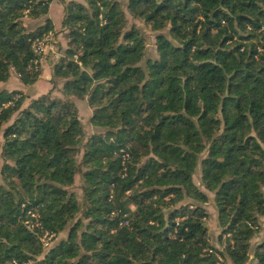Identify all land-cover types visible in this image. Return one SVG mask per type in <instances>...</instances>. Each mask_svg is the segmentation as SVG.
Returning a JSON list of instances; mask_svg holds the SVG:
<instances>
[{"label": "trees", "instance_id": "16d2710c", "mask_svg": "<svg viewBox=\"0 0 264 264\" xmlns=\"http://www.w3.org/2000/svg\"><path fill=\"white\" fill-rule=\"evenodd\" d=\"M53 1L0 0V84L39 80L32 47L55 31ZM59 1L68 43L54 80L67 99L23 108L22 92L0 90V264H219L211 250L264 264V237L251 244L264 218V0H127L157 32L147 60L124 2ZM69 97L93 110L88 138ZM78 173L83 201L70 191ZM29 211L43 232L26 226ZM67 230L43 250L44 232Z\"/></svg>", "mask_w": 264, "mask_h": 264}, {"label": "rangeland", "instance_id": "374dc122", "mask_svg": "<svg viewBox=\"0 0 264 264\" xmlns=\"http://www.w3.org/2000/svg\"><path fill=\"white\" fill-rule=\"evenodd\" d=\"M121 2H124V6H125V12L127 14L128 17V24L126 29L129 30L130 28H132L133 26L137 27L144 35L145 39H146V44H147V53H146V60L147 59H154L157 57V52H156V36H157V32H154L151 30L150 26L145 24L142 20L140 19H134L132 18V16L128 13L127 9H126V4H127V0H119ZM29 20L31 19H25V24L29 27V26H33V27H38L37 25H35L34 22H29ZM32 21H38V20H32ZM32 23V24H30ZM34 23V24H33ZM165 33H167V31H165ZM55 38L57 41L56 46L59 48V50L63 49V44L62 42L59 40L58 36L55 34ZM54 89L50 91L49 93H46L44 95L47 94H51L52 98H57V99H63L66 100L67 98L65 96L61 97V95H58V91H56V89H58L57 84L60 82L54 80ZM63 84H61V88L63 89ZM3 85L0 84V90H2ZM23 93L24 96L25 93L23 91H21ZM42 92V91H41ZM43 93H41V96H44ZM39 97V98H40ZM82 99H78L77 102L78 103H83V104H79V106H76L78 108L79 111V116L81 118L82 124H83V128L85 131V136L86 138H88L89 136H91L92 134L96 133V129L92 126L91 124V115L93 114V110L91 108H89L88 106H86L84 104V102H82ZM26 104V101H25ZM29 104V103H28ZM26 106L24 105L23 108H25ZM3 134H0V169L2 168L3 164H4V160L2 158V145L4 143L3 141ZM84 170V169H83ZM194 181L195 183L200 187V189L202 191H204L205 193L208 194L209 196V201L206 204V210L208 212V220H207V227L209 230V235H210V242L211 244L218 249L219 251H223L224 250V246L220 243L219 238L222 235V230L219 227V223H218V211L217 208L215 206V202H214V195L210 192L207 191V189L201 184V180H200V172H197L196 175L194 176ZM81 185H82V175L81 173H78L76 176V183L75 185L70 188V191L72 193L75 194V196L80 200L83 201V192L81 189ZM261 228H260V232L258 233V235L252 240L251 244L252 247H256L261 241H262V237L264 236V218H261ZM68 236V230L57 235L51 240L50 242V246L49 247H43L44 251L49 250L52 246L56 245L57 243H59L61 240L66 239ZM225 240V238H223ZM253 251V250H252ZM252 251L250 253L251 259L253 258V254ZM211 253H214L218 260H219V264H231L229 259L225 258L224 256H222L219 253H216L214 250L210 251Z\"/></svg>", "mask_w": 264, "mask_h": 264}, {"label": "crops", "instance_id": "0c3cea01", "mask_svg": "<svg viewBox=\"0 0 264 264\" xmlns=\"http://www.w3.org/2000/svg\"><path fill=\"white\" fill-rule=\"evenodd\" d=\"M65 1L66 2H70V1L82 2V0H65ZM63 18H64V5L59 0L53 1L50 4L49 19L53 21L54 28H55L54 34H56L59 40L62 42L63 49L59 50L60 47L59 48L57 47L56 54H49L45 59H43L40 62L41 76L39 80L33 85L25 86L24 84L20 82V80L15 75H13L11 80L8 83L2 84L3 85L2 90L6 89L9 91H20V92L23 91L26 95V104H24L26 107L29 105L28 103H30L31 100L39 98L41 93H43L44 95L46 93H49L52 90H55L54 82H53L54 81V67L57 64V62L63 57L64 51L67 48V43H68L67 32L62 29ZM29 22H34V23L36 22L35 25L37 26L43 24V20H38V21L29 20ZM29 28L32 29L35 27L29 26ZM61 84H63V82H60V84L59 83L57 84L58 89H56V91H58L57 93L59 96L61 95V97H63L62 89H60ZM69 99L72 100L76 106H79V104H83V103H78L77 102L78 99L74 97H69ZM82 102H84V104L88 106L86 101L83 100ZM252 261H253V258H252Z\"/></svg>", "mask_w": 264, "mask_h": 264}, {"label": "built area", "instance_id": "2783aa9c", "mask_svg": "<svg viewBox=\"0 0 264 264\" xmlns=\"http://www.w3.org/2000/svg\"><path fill=\"white\" fill-rule=\"evenodd\" d=\"M57 41L55 38L54 32H49L41 38L36 39L33 42V52L36 55L37 59L34 61L35 67L40 68V62L45 59L49 54H56L57 52ZM123 153L124 165L129 159V155L125 153L124 150L121 151ZM28 215L30 219L26 221V226L34 232L41 231L43 232V226L41 222V215L36 211H29ZM127 224V223H125ZM56 236V234L44 232L41 237V242L43 247H49L51 240ZM13 264H19L17 261H13ZM24 264H32V262H27Z\"/></svg>", "mask_w": 264, "mask_h": 264}, {"label": "water", "instance_id": "95a60500", "mask_svg": "<svg viewBox=\"0 0 264 264\" xmlns=\"http://www.w3.org/2000/svg\"><path fill=\"white\" fill-rule=\"evenodd\" d=\"M255 249H253L252 254H254Z\"/></svg>", "mask_w": 264, "mask_h": 264}]
</instances>
